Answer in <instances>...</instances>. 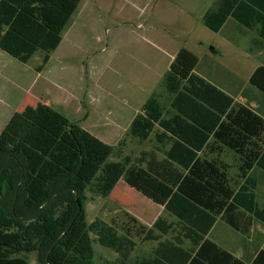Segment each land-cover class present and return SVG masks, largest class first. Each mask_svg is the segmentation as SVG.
Returning a JSON list of instances; mask_svg holds the SVG:
<instances>
[{"label":"trees","instance_id":"trees-1","mask_svg":"<svg viewBox=\"0 0 264 264\" xmlns=\"http://www.w3.org/2000/svg\"><path fill=\"white\" fill-rule=\"evenodd\" d=\"M80 2L0 0V51L22 64L43 52L36 69L40 72ZM229 18L264 40V0H216L202 23L218 33ZM197 63L192 52L180 49L163 77L166 95L171 97L170 115L160 103L162 96L154 94L126 132V137L145 142L156 128L162 130L155 139L165 138L170 148L161 161L154 153L138 164L125 159L99 165L82 157L72 169L56 171L41 181L33 176L25 152L10 146L0 151V264H30L21 255L31 253L38 264H74L67 257L62 263L53 259L66 243L77 248V264H97L93 252L86 251L89 234L118 256L107 264H247L206 236L219 217L246 235L231 222H237L229 216L237 210L264 224L256 180L250 175L253 168L264 171V120L196 76ZM250 82L264 92V68H258ZM203 149L212 157L199 155ZM221 149L237 156L234 184L229 167L220 160ZM121 180L162 206L175 222L159 218L147 230L139 226L138 232L130 228L120 232L97 218L83 227L88 196L107 198ZM133 235L156 246L148 257L130 262L136 246ZM248 264H264V250Z\"/></svg>","mask_w":264,"mask_h":264},{"label":"rangeland","instance_id":"rangeland-1","mask_svg":"<svg viewBox=\"0 0 264 264\" xmlns=\"http://www.w3.org/2000/svg\"><path fill=\"white\" fill-rule=\"evenodd\" d=\"M215 1L81 0L62 34L61 44L40 73L36 69L42 64L43 52H36L22 64L0 51V151L8 146L22 150L29 158L33 176L46 181L56 171L72 169L82 157L99 165L125 159L137 164L147 153L160 150L153 134L142 143L126 137V132L144 100L153 94L162 96L160 103L170 115L163 72L169 69V62L179 49L186 48L195 54L209 53L214 47L225 53L236 52L235 43L227 36L229 26L213 33L202 23V17ZM228 23L231 25L233 20L229 19ZM237 35L242 46L256 38L242 29ZM169 43L172 46L166 47ZM238 48L244 54L243 47ZM197 56L200 62L196 73L200 74L202 58ZM247 61L256 63L252 57ZM219 62L224 64L222 59ZM237 75L249 85L247 74L237 70ZM39 85L53 93L57 91L66 100L36 103L32 95ZM158 155L162 157L161 153ZM222 160L230 167L228 174L234 184L238 174L237 156L225 150ZM253 174L259 182L256 201L264 210L261 182L264 172L255 169ZM97 218L120 232L128 228L138 232L139 226L147 230L159 218L167 223L175 222L162 207L154 206L124 181L107 198L88 196L83 227ZM253 230L254 247L264 248V225L255 223ZM233 233L236 243L248 240L245 234ZM135 235L136 246L130 262L148 257L156 246L153 242L144 243ZM88 241L86 251L93 252L95 263L107 264L118 259L115 253L98 244L94 234H89ZM76 252L73 244L66 243L53 259L62 263L67 257L77 264L80 256ZM21 256L30 264H38L35 253ZM243 261L248 264L251 259Z\"/></svg>","mask_w":264,"mask_h":264},{"label":"crops","instance_id":"crops-1","mask_svg":"<svg viewBox=\"0 0 264 264\" xmlns=\"http://www.w3.org/2000/svg\"><path fill=\"white\" fill-rule=\"evenodd\" d=\"M229 19H232V18H229ZM229 19H227V21L225 22V24L223 25L221 30L225 29L226 26H229L227 29L229 30L230 33H228L227 36H228V39L232 43H235V46L237 48L236 52L234 54H232L231 52L225 53L219 47L212 48L209 51V53H206L205 51H202L200 53L196 52V54L200 55L202 58L201 59L202 60V67L200 69V74H199V73H196V68L199 65L200 58L195 54V52L189 50L198 59L197 66L194 69L193 73L196 76H198L199 78H202L203 80H205L210 85H212L218 91H220L223 94H225L226 96L230 97L233 100L234 105L244 106V107L250 109L251 111H253L254 113H256L258 116H260L264 120V92L260 91L256 86L252 85L250 82V78L253 75V73L260 67L264 68V40L261 39L255 31L247 30V29L243 28L242 26H240L234 19H232L233 23H231V25H229V23H228ZM241 29L245 30L246 32H251V33L255 34L256 38L252 39L251 41L248 40L246 42L245 46L238 44L239 41L237 40V37H238L237 34ZM239 35L241 36L242 34H239ZM61 42H62V39H61ZM61 42H60V44H61ZM170 44L171 43L165 44V46L171 47L172 45H170ZM58 47L54 51H56L58 49ZM238 47H241V48L243 47L242 49L244 50V54H242V52L240 50H238L239 49ZM178 51H177V53H178ZM50 56H51V54H50ZM175 56H173L171 58V60L169 62V67H170L172 61L174 60ZM248 57H252L253 59H255L256 63L250 64V62L247 61ZM221 59H222V61H224V64H221L219 62V60L221 61ZM49 61H50V59H49ZM252 67H255L254 70H252ZM237 70L239 71V73L242 72V75H246V74L248 75L247 80H248L249 85H247L245 83V80L243 81V79H241L238 76L239 74L237 75ZM251 70H252V72H251ZM167 71L164 70L163 75H165ZM38 73H40V72H38ZM207 75H209L210 78L207 77ZM3 89L4 88H1V90H3ZM2 93L10 95L9 93H6V92H2ZM32 96H33L32 100L35 101L36 103H39L38 101H63V100L65 101L66 100V98H63L62 95L60 93H58L57 91H55L53 93L51 90L47 89L46 86H43V85H39L37 87L36 94L32 95ZM167 97L169 98V101H170L171 97H169V96H167ZM62 98H63V100H62ZM148 99H146L144 101H147ZM59 107L61 109L64 108L62 106H59ZM141 110H142V108H141ZM63 111H65V110H63ZM139 113H141V111L138 112L137 114H139ZM42 115H43V112L38 114L37 120ZM156 133L160 134V133H162V130H159L156 128L152 133L154 135V137H155ZM166 136L168 137L170 135L166 134ZM262 139L264 141V133L262 135ZM155 141L160 146L161 149L156 150L154 152H149V153H154L155 155H157L156 156L157 160L161 161V160H163L165 153L169 150L170 144L167 143L165 138H163L161 141L155 139ZM209 143L211 144V140ZM225 150L226 149H221L220 160L222 163H224V161L222 160V156H223V153ZM158 153H161L162 157H160L158 155ZM147 154L145 155L143 161L146 159ZM202 154L209 156V157H212L209 154L208 150H206V149H203V150H201V152H199V155H202ZM224 164H226V163H224ZM227 167H229V166L227 165ZM237 168H238V166H237ZM229 169H230V167H229ZM255 169H259V168H253L250 172V175L256 180V185H257V190H258V186H259L258 178H256L253 174ZM259 170H261V169H259ZM262 178L263 179H261L262 180L261 182L264 183V177H262ZM121 181H123V180H121ZM257 190H256V192H257ZM146 199L149 200L148 198H146ZM149 201L154 206L162 207V206H158V205L154 204L151 200H149ZM229 216L231 217V219L232 218L237 219V222L232 220L231 221L232 224L236 225V227H238L240 230L245 231L247 233L246 235L248 237V240L243 241V242L239 241L238 243H236L234 240L235 238L233 237V234H234L233 232H238V231L234 230L227 222L222 220L220 217L216 220L215 224L213 225V227L211 228V230L207 234L206 239L209 242L215 244L218 248L230 253L235 258H237L241 261H243L246 258L251 259V261H252L255 258L256 254L258 253V251H260L262 249L264 250V248L261 246L259 248H256L253 245V241H254L255 236H256L254 234L253 227H254L255 223L259 224L260 222L256 221L255 219H253L252 217H250L248 214L244 213L241 210H237V211L233 212L232 214H229ZM262 225H264V224H262Z\"/></svg>","mask_w":264,"mask_h":264}]
</instances>
